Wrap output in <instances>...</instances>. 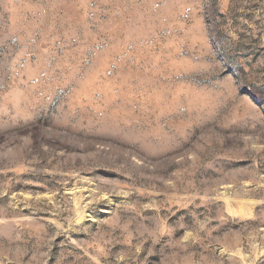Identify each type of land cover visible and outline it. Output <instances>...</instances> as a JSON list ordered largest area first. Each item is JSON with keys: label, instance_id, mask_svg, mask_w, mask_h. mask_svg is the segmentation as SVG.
Here are the masks:
<instances>
[{"label": "rangeland", "instance_id": "374dc122", "mask_svg": "<svg viewBox=\"0 0 264 264\" xmlns=\"http://www.w3.org/2000/svg\"><path fill=\"white\" fill-rule=\"evenodd\" d=\"M0 264H264V0H0Z\"/></svg>", "mask_w": 264, "mask_h": 264}]
</instances>
